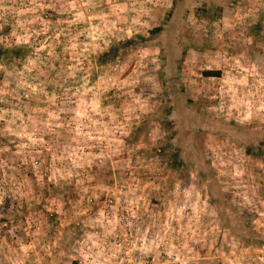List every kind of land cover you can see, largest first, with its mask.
Segmentation results:
<instances>
[{
	"label": "rangeland",
	"instance_id": "374dc122",
	"mask_svg": "<svg viewBox=\"0 0 264 264\" xmlns=\"http://www.w3.org/2000/svg\"><path fill=\"white\" fill-rule=\"evenodd\" d=\"M5 48L0 264H264V0H0Z\"/></svg>",
	"mask_w": 264,
	"mask_h": 264
},
{
	"label": "trees",
	"instance_id": "16d2710c",
	"mask_svg": "<svg viewBox=\"0 0 264 264\" xmlns=\"http://www.w3.org/2000/svg\"><path fill=\"white\" fill-rule=\"evenodd\" d=\"M159 30H161V27H156L155 29H153V31L158 32ZM111 53L113 54V52H105L101 57H100V61L106 62L107 60H109V56L111 55ZM1 54H4L5 56H11L12 53V49L10 48H5V49H1L0 50V56ZM205 74H207L208 76H216L219 74V72H214V71H207ZM174 157L176 156V153L173 154Z\"/></svg>",
	"mask_w": 264,
	"mask_h": 264
}]
</instances>
